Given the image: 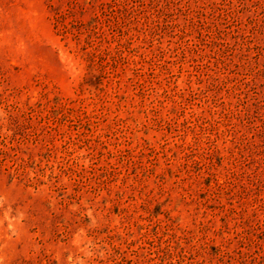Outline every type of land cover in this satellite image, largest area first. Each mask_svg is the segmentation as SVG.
Segmentation results:
<instances>
[{
    "label": "rangeland",
    "instance_id": "rangeland-1",
    "mask_svg": "<svg viewBox=\"0 0 264 264\" xmlns=\"http://www.w3.org/2000/svg\"><path fill=\"white\" fill-rule=\"evenodd\" d=\"M0 264H264V0H0Z\"/></svg>",
    "mask_w": 264,
    "mask_h": 264
}]
</instances>
